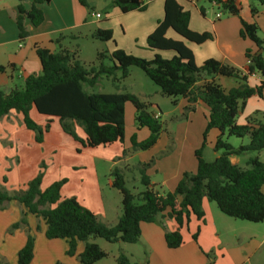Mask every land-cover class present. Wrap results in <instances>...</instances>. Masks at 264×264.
Returning <instances> with one entry per match:
<instances>
[{"label": "trees", "instance_id": "1", "mask_svg": "<svg viewBox=\"0 0 264 264\" xmlns=\"http://www.w3.org/2000/svg\"><path fill=\"white\" fill-rule=\"evenodd\" d=\"M76 1L87 7L86 0ZM152 1L154 0H111V3L121 14H127L143 12ZM206 1L229 15L238 17L239 37L248 40L255 47L254 52L246 50L244 53L247 61L245 73L215 59H207L197 66L192 52L183 41L201 45L212 36L206 32H192L189 29V12L183 10L177 0H164L163 18L157 22L145 41L146 48L155 52L150 59L116 49L109 55L97 53V64L85 67L68 50L50 52L44 48H36L40 72L29 75L21 87L7 93L0 88V120L11 112L20 114L22 124L34 134L37 143L42 142L44 133L48 131L50 118H57L62 132L79 142L83 148L123 143L125 105L129 103L134 110L135 126L146 128L149 132L148 137L140 142L135 135L130 137L131 151L144 152L156 144L163 131L158 118L147 111L146 105L129 93L88 94L83 90V85L95 86L101 76L110 78L114 88L119 90L118 84L127 78L128 68L137 67L159 88L161 96L185 100L186 111L193 112L198 102L206 107L202 143L194 151L195 172H184L173 191L160 194L146 175L149 164L138 163L137 171L143 190L134 195L125 187L121 170L114 167L110 173L112 180L108 184L121 194L122 199L121 214L111 226L99 221L75 198L62 199L60 190L65 180L54 182L41 191L42 173H39L26 184L24 190L7 192L0 186V210H4L11 201L22 207L21 219L8 228V234L26 229V214L34 215L44 222L46 239L67 242V256H75L77 243L80 242L83 244V251L77 257L78 263L95 264L105 258L106 253L90 242L91 239L136 244L141 236L140 225L158 223L163 213L177 225L176 231H165V244L168 249L180 247L181 229L187 226L190 215L198 220L203 218L204 201L215 203L217 209L229 218L251 223L264 222V163L257 158L248 159L244 167L230 162L231 157L264 151V125L253 119H247L243 125H237L235 121L246 101L252 96L260 97L264 89V38L257 35L259 29L255 23H247L240 17L239 1ZM249 1H257L264 6V0ZM44 3H49V0H33L29 10H26L23 0H18L15 23L20 41L28 36L24 27L26 19L33 27L43 23L44 15L38 6ZM250 12L254 16L257 10L250 6ZM201 13L204 14L203 9ZM169 31L181 40L168 38L166 33ZM92 37L102 42L112 41L110 30L97 29ZM63 38L59 36L54 43L59 44ZM107 59L110 66L104 63ZM4 71L5 68L0 66V73ZM252 75L261 78L255 87L248 85V78ZM219 78L231 79L236 85L226 90L218 83ZM32 109L48 118L44 127L31 119ZM77 127L82 129L84 139L77 136ZM211 130L219 132L212 151L220 154L212 162H206L202 152ZM225 136L247 138L248 143L234 148L224 140ZM126 153L123 151L122 156ZM5 182L6 179H3L2 183ZM26 233V242L17 253L18 264H30L33 258L34 239L27 229ZM192 238L196 241L197 234ZM116 264L130 263L124 255H119ZM207 264L214 262L208 260Z\"/></svg>", "mask_w": 264, "mask_h": 264}, {"label": "crops", "instance_id": "2", "mask_svg": "<svg viewBox=\"0 0 264 264\" xmlns=\"http://www.w3.org/2000/svg\"><path fill=\"white\" fill-rule=\"evenodd\" d=\"M2 1L4 3L0 5V66L4 67L5 71L0 73V88L5 87L10 91L12 90L10 87L13 85L15 78L18 82L23 84L26 77L40 72L41 68L36 55V48H44L50 52H58L60 49L67 50L63 48L62 43L66 38H71L72 40L77 39L81 34L80 30L85 28L87 20L85 19V7L79 5L76 0H49V3L38 6L44 15L43 23L38 27H33L26 19L24 21V27L28 31V36L23 41H20L15 23V18L17 16L16 6L18 3L7 5L8 0ZM177 1L183 10L190 14L189 29L195 33L206 32L212 36L210 40L205 41L201 45L183 41L184 45L192 52L195 64L199 66L207 59H215L216 61L237 68L245 73L247 71V61L244 57V53L246 50L254 52L255 47L248 40H242L239 37L240 25L233 22H215L207 19L205 8L200 6L199 0ZM237 1L241 4L240 17L247 23H255L259 31L262 32V38H264V8L257 9L254 7L257 13L252 16L250 6L247 4L246 0ZM32 2L33 0H23L24 8L29 10ZM163 5L164 0H154L147 4L143 12H131L127 14H121L116 9L113 13V17L130 32H132V27L137 26L140 30L139 37H141V40L144 39V41H146L147 36L153 32L157 22L163 18ZM244 7L246 9H244ZM201 9L204 10V14L201 13ZM106 27L108 26L105 25L99 29H110ZM59 36L64 38L59 44H55L54 41ZM166 36L174 40H181L170 31L166 33ZM114 50L112 49L111 52ZM121 50L140 57L131 46L129 48L124 46ZM154 53L153 51H148L145 55V59H150ZM217 81L226 90L236 85L233 80L227 78H219ZM260 81L261 78L258 75H252L248 78V85L250 87H255ZM182 103L186 106L185 100H182ZM126 110L125 106V112ZM196 110H201L203 118L206 119L207 109L202 103L198 102L195 105L194 111L196 112ZM32 111L37 113L32 109L30 111L31 115L33 114ZM133 113L134 110L132 109V115ZM253 115H256V118H254L255 116ZM247 119H253L264 125V89L260 97L252 96L246 101L243 110L238 114L235 121L237 125H243ZM23 127L22 116L14 112H11L0 120V170L2 173L8 172L6 174L4 173L5 176L3 179H6L5 183H2L0 178V186L7 192L24 190L25 185L36 176L38 172L37 164H33L34 167L32 169L28 168L26 163L27 153L30 150L34 158L40 161L42 160L44 164L46 161L48 163V159L52 162H50V164L52 165L51 170L53 171H50V167L47 164V169L42 176L40 184L41 191L45 190L54 182L64 179L66 183L60 190V197L62 199L73 197L83 207L91 211L102 223L108 226L115 224L121 214V207L120 205L116 206L114 212L109 209L103 201L102 196L99 197L96 179L85 178L82 173L81 175L83 176L74 174L78 170L77 165H60L63 159L68 156L66 155L65 149H62L57 143L63 141L68 144V142H66L68 141L66 137L63 138L58 131L57 143L53 139L52 141L49 140V134L43 137V144L36 145L37 147L34 149L27 150L24 148L26 142L31 145L30 148L34 146L32 144V142H34V134L25 131ZM75 132L78 135L81 134L77 128ZM211 132L213 135L211 146H213L219 132L216 130H211ZM132 135H135L137 141L140 142L148 137L149 132L146 128L137 127H135V130H132L130 134H127L125 130L122 144L114 143L109 146H99L93 149L95 151L93 157L90 156L91 153L85 157L109 163V170L111 171V167H115L116 164L118 165L120 163L121 158L119 159V155L122 151L132 153L130 154L131 156H135L139 153L131 151L130 137ZM82 139H84V136ZM46 144L49 145V148L44 147ZM13 150L16 152L17 165H14L12 162V157H7L8 160L11 161V168H9L7 163L3 160L4 156H2V154L7 153V155L10 156L14 153ZM73 151H76V149H69V155L73 153ZM81 153L83 154V152ZM176 153L179 152L175 151L173 155ZM215 154L216 158L219 154ZM34 158H32L31 163H33ZM112 158L116 160H111ZM240 158L241 156L231 157L230 162L239 166ZM141 162L145 163L146 160H141ZM246 162H244V166ZM173 164L171 158L163 167L165 171L164 178L160 184L158 182H152L150 179L151 184L160 188L162 184L169 182V185L175 187L184 172H195L196 170V160L193 165L189 166L188 170L180 167L179 159L174 165ZM11 170L13 171L10 173ZM72 173L73 176L70 178ZM202 210L204 215L200 220L190 215L187 226L183 227L180 231L182 244L176 249H168L164 241L165 231L174 232L177 229L175 222L168 219L165 213H163V217L158 223H142L140 225L141 236L139 241H142L146 245V250L148 249L144 264H207L204 253L209 251V249H212L215 256L213 261L214 264H261L259 259H254V257H252L253 253H251V250L255 247V251L256 247H259L262 242L264 243V236L259 240L260 242H255V245L250 246L248 244L244 246V251H247L244 253V256L239 253L237 248H230L227 250L225 249L227 245L221 240L220 231L217 229L214 215L207 201L202 203ZM21 214L22 207L14 201L9 202L4 210H0V264H18L17 253L23 248L26 242V229L29 235L34 239L33 258L30 264H79L77 257L83 251V244L80 242L77 243L75 256H67V242L60 239H46L44 236L46 226L43 221L37 219L34 215L26 214V229H18L12 234H8V228L21 219ZM108 218L111 219L107 220ZM194 234H197L196 241L192 238ZM228 251L230 255L227 254ZM234 256L237 258L234 259L236 262H232ZM95 264L107 263L100 260ZM114 264H116L115 259Z\"/></svg>", "mask_w": 264, "mask_h": 264}, {"label": "rangeland", "instance_id": "3", "mask_svg": "<svg viewBox=\"0 0 264 264\" xmlns=\"http://www.w3.org/2000/svg\"><path fill=\"white\" fill-rule=\"evenodd\" d=\"M16 2L18 3V0H8L7 5H11ZM86 2L87 7H85V19L87 20V24L85 25L84 29L80 30L81 34L77 39L72 40L71 38H66L62 43L63 48H66L71 53H74L75 58L85 67L97 64V53H104L106 55H109L112 49H121L124 46L126 48H129L131 46L133 50H135L140 55L141 58H146L145 55L150 50L146 48L144 39L141 40V37H139L140 30L137 28V26H134L132 27V32H130L128 29H125L121 25V23H118V21L114 19L115 17H113V13L117 8L112 5L111 0H86ZM199 2L200 6H203L205 8L207 19L213 20L215 22H233L240 25L238 17L229 15L228 13L218 9L217 6L213 4L211 5L205 0H199ZM246 2L251 7H256L257 9L264 8V6L260 5L257 1L246 0ZM2 3L4 2L0 0V5ZM244 9L246 8L244 7ZM94 14H99L100 19L95 18ZM216 14H220V17L218 19L216 18ZM105 25L108 26L106 28H110L107 30H110L112 33L113 40L110 42H102L92 37V34L97 29ZM257 35L261 38L263 37L262 32H260L259 30L257 31ZM104 63L107 66L111 65L108 59L105 60ZM117 77H119V73H117ZM21 86L22 83L18 82V80L15 78L10 89H14L17 87L19 88ZM118 86L119 90H116L110 78L101 76L95 86L89 87L83 85V90L88 94H132L136 96L140 102L146 105V109L149 113L157 114L158 121L163 127V131L159 135L156 144L146 152L144 151L145 153L143 151H138L139 153H137L135 156H131L130 154L132 153H126L125 156H122V153H120L119 155V159L121 158V161L118 165L116 164L115 167H118L123 173L125 187L132 194L136 195L143 190V187L140 184V175L137 171V165L138 163H142L141 160H146L145 163L149 164V167L146 170V175L149 177V179L152 180V182H158L159 184L164 178L165 171L163 167L165 163H168L170 161L171 158L172 163L174 164L179 159L180 167L186 170H188L190 165L194 164L195 159L193 153L201 146L202 134L206 126V119L203 118L201 110H196V112L186 111V106L184 103H182L183 99L161 96L159 88L154 85L145 76L143 71L137 67H129L127 78L120 81ZM1 89L4 92H9V89L5 87H1ZM125 106L127 109L124 115L125 130L127 134H130L132 130H135L136 127L132 115L133 108L129 103H127ZM32 113L33 114H30V117L38 125L44 127L48 123L47 117L39 115L34 111H32ZM253 116H255L254 118H256V115ZM23 129L25 131L31 132L24 127ZM77 130L81 133L80 135L77 134V136L82 139V137L84 136L82 129L77 127ZM58 131L61 133V136L63 138L66 137V139L68 140L66 142H68V144L63 141L57 143ZM46 135H49L50 141H52L53 139L54 141H56L58 146H61L62 149H65L66 151V155L68 157L64 158L60 165H77L78 170L74 174H77L79 176L84 175L85 178H95L98 185L97 191L99 193V197L102 196L103 201L112 212L115 211L116 206L120 205L121 207V194L116 189L110 187L108 184V182L112 180L110 173L114 166L111 167L110 171L109 163L97 161L93 158L88 159L85 157L90 153V156L93 157V155L95 154V151L93 149H96L97 147L83 148L79 142L74 141L71 137L62 132L57 118H50L49 129L44 133L43 137H45ZM212 136V132L210 131L207 135L206 145L202 152V157L206 162H212L215 159L216 155L211 148ZM224 140L234 148L248 143L247 138L240 139L236 137L225 136ZM43 143L44 138L41 143H37L34 140V142H32L34 146L30 148L31 145L26 142L24 148H26L27 150L34 149L35 147H37L36 145H40ZM44 147L49 148V145L46 144ZM69 149H76V151H73V153L69 155ZM175 151L179 153L173 155ZM13 152L14 153L10 156H8L7 153L2 154V156H4L3 160L7 163L9 168H11V161H9L8 158L12 157V162L14 163V165H17V156L15 154L16 152L15 150H13ZM29 152L30 150L27 153L26 163L28 168L32 169L34 167L33 164H37L38 172L36 176L39 173H42L43 176L47 169V164L50 167V171H53L51 170L52 165L50 164V159H48V163L46 161L44 164L42 160L40 161L34 158L32 152ZM81 152H83V154ZM255 157L260 162L264 163V151L259 153L248 152L241 155L239 166L244 167V162H246L248 158ZM32 158H34L33 163H31ZM111 160L116 159L112 158ZM12 171L13 170H11L10 173ZM186 172L194 173V171ZM4 173L6 174L8 172ZM4 173H2V171L0 170L1 181L5 176ZM81 173L83 175H81ZM72 176L73 173L71 174L70 178H72ZM174 188L175 187H172V185H169V182H167L165 184H162L160 188L158 186L155 187V190L160 194H163L173 191ZM262 191L264 192V187ZM208 205L211 209L212 214L214 215L217 229H219L220 231L221 240L225 245H227L225 246V249L229 250L230 248H237L239 253L244 256V253L247 252L244 251V246L248 244L250 246L255 245L257 241L260 242L259 240L264 236V222L251 223L235 220L223 215L217 209L215 203L208 202ZM110 219L111 218H108L107 220ZM90 242L98 245L100 250L106 253V257L103 258L102 261L107 264H114V259L116 263V258L119 255H124L128 259L130 264H144L148 254L146 245L139 240L136 244H125L122 242L108 243L100 238L91 239ZM254 248H252L251 250V253H253L252 257H254V259H259L261 264H264V243L262 242L259 247H256L255 251ZM227 254L230 255L229 251L227 252ZM204 257L206 259V263H208V260L214 261L215 256L212 252V249H209V251L205 252ZM232 259V262H236L234 259L237 258L234 256V258Z\"/></svg>", "mask_w": 264, "mask_h": 264}, {"label": "built area", "instance_id": "4", "mask_svg": "<svg viewBox=\"0 0 264 264\" xmlns=\"http://www.w3.org/2000/svg\"><path fill=\"white\" fill-rule=\"evenodd\" d=\"M95 18L99 19L100 15L99 14H94ZM220 17V14H216V18L218 19ZM154 117L157 118V114H154Z\"/></svg>", "mask_w": 264, "mask_h": 264}]
</instances>
